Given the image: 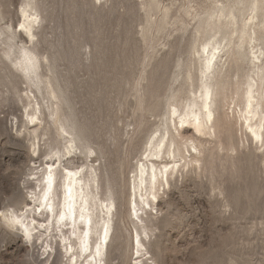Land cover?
<instances>
[{
	"label": "rangeland",
	"instance_id": "obj_1",
	"mask_svg": "<svg viewBox=\"0 0 264 264\" xmlns=\"http://www.w3.org/2000/svg\"><path fill=\"white\" fill-rule=\"evenodd\" d=\"M23 1L0 0V32L18 24ZM32 3L39 19L37 36L27 46L47 57L41 70L62 100V122L72 129L79 150L89 148L93 153L102 197L116 202L106 264L138 262L135 231L142 237V264H264V143L253 141L241 126L235 106L241 105L237 85L242 86L256 70L245 45L233 52V58L230 54L218 59L219 73L210 75L217 119L214 136L185 131L199 145L200 168L174 174L169 187H161L159 204L156 200L150 202L152 208L145 206L142 221L131 211L129 189L149 139L164 127L170 104L185 105L191 90L199 87L201 59L196 49L210 40L227 45L224 52L227 40L237 42L238 32L233 34L232 29L242 26L253 0ZM218 7L224 13L231 9L235 17L222 21L215 32L210 23L216 19H206ZM257 17L264 22V0ZM258 27L253 37L258 64H264V38ZM4 37L5 33L0 35V207L13 202L20 191V208L38 191L36 177L43 166L39 164L49 157V146L64 149L66 143L54 139L51 124L49 146L32 154L23 135L24 108L19 100L26 82L3 54ZM21 38L14 40L13 57ZM85 162L80 152L66 155L61 166ZM62 191L63 187L59 200ZM53 235L47 241L55 251H46L42 238L33 244L20 242L19 232L0 221V264H68L58 245L59 234Z\"/></svg>",
	"mask_w": 264,
	"mask_h": 264
},
{
	"label": "bare ground",
	"instance_id": "obj_2",
	"mask_svg": "<svg viewBox=\"0 0 264 264\" xmlns=\"http://www.w3.org/2000/svg\"><path fill=\"white\" fill-rule=\"evenodd\" d=\"M262 1L253 0L249 7V15L245 14L242 18V26L232 29L233 34L238 32L237 42L232 41L231 38L227 40L226 51L223 52L227 45L221 47V42L210 40L201 43L200 48L196 49L195 52L199 60L201 59L199 87L191 90L185 105L179 106L175 102L170 104L163 120L164 127L162 126L163 128L149 139L136 173L132 177L129 188L130 197L132 196L133 199L131 211L136 219L143 220V215H147L145 206L149 205L152 208L150 202L154 203L157 200V205L159 204L160 189L164 188L165 184L169 187V180L174 174L187 171L192 166L194 169L200 168L199 145L193 137L186 136L185 131L192 130L193 136L205 138L214 136L217 119L212 110L214 83L209 81L210 75L217 71L218 59L221 60L225 55L229 57L230 54L233 58V52L239 50L242 45H245V49L250 54V62L256 70L242 86L237 85L236 92H240L241 102V105L235 104L239 106L236 112L237 119L252 140L263 145L264 64H258L260 61L258 45L253 37L255 27L260 26L258 28L264 38V22L262 19L257 20V12L262 8ZM244 10L245 7L239 9V14L242 15ZM18 12V26L7 25L0 35L5 33L2 39L7 47L3 50L4 56L22 72L26 82L24 95H19L24 108V138L28 141L32 154L38 155L43 146H49L47 140L53 135L50 126L52 124L54 139L65 141L66 146L64 149L49 146V157L39 164L43 166L39 170L40 175L36 177L38 191L33 192L20 208L17 207V198L21 197V192L16 193L12 198L13 202L0 207V221L19 232L20 242L33 244L39 237L42 238L41 242H44L46 251L47 248L55 251V247L47 240L48 237L58 233L60 238L58 245H61L63 253L67 256L68 264H106L114 232L113 217L117 214L116 202L111 198L102 197L101 190L98 191L93 153L89 148L80 151L72 129L62 122V100L51 78L41 70L44 62L48 61L47 57L41 58L27 46V43L32 42L37 36L39 19L32 0H24ZM228 14L229 19H227ZM234 17L235 14L231 9L224 13L223 8L218 7L206 20L216 19L214 22L209 21L212 22L210 23L212 28H216L215 32H218V28L223 24L222 21H231ZM21 35L24 39H20L18 55L13 57L14 40ZM80 152L86 157L85 163L77 167L61 166L66 155L75 157ZM87 157H90L89 160ZM87 169L88 174V171H85ZM62 187V197L59 200ZM142 231V233L146 232L144 226ZM134 246L139 254L136 264H142L143 242L138 231H135Z\"/></svg>",
	"mask_w": 264,
	"mask_h": 264
}]
</instances>
